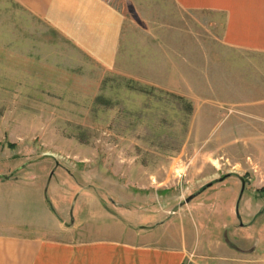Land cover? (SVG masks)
I'll list each match as a JSON object with an SVG mask.
<instances>
[{
    "label": "rangeland",
    "instance_id": "1",
    "mask_svg": "<svg viewBox=\"0 0 264 264\" xmlns=\"http://www.w3.org/2000/svg\"><path fill=\"white\" fill-rule=\"evenodd\" d=\"M109 2L125 17L111 70L0 0V177L16 176L0 180V196L19 181L43 187L60 216L46 220L48 236L72 243L90 226L139 231L161 218L158 233H175L171 208L214 183L193 204L231 202V232L184 213L197 247L236 233L264 249V54L226 47L219 14Z\"/></svg>",
    "mask_w": 264,
    "mask_h": 264
},
{
    "label": "crops",
    "instance_id": "2",
    "mask_svg": "<svg viewBox=\"0 0 264 264\" xmlns=\"http://www.w3.org/2000/svg\"><path fill=\"white\" fill-rule=\"evenodd\" d=\"M6 2L10 3L11 9L13 4L16 8L21 6L95 64L107 70L114 68L120 50L125 17L109 0ZM175 2L186 10L221 15L224 18L222 43L226 47L235 51L264 54V0ZM3 30L0 26V32ZM0 44L2 49L1 38ZM10 175L8 173L4 176ZM4 176L0 177V180L6 182H12L16 177L13 175L10 179H5ZM233 176L228 175L218 183L225 185L227 178ZM235 177L245 184L241 176ZM27 186L19 181L15 186L2 188L4 191L0 196V264H264V249L260 250L259 239L252 244L246 242V238H238L236 233L233 239L226 233L225 240L218 241L213 250L204 246L197 247L191 229L193 224L187 219L186 226L184 213L194 210L197 212L198 221L208 225L223 222V229L227 228L226 230L231 232L227 220L230 217V222L233 221L235 207L227 200L212 203L201 201L194 204L192 200L188 204H184V201L178 203L175 209L171 208V216H177L179 222L177 225V222L171 221L175 233H158L161 227L168 226L163 221L164 218L138 227L139 231L130 225L119 233H115L114 227L108 224L105 227L90 226L89 230L82 229V232L78 230L81 226L77 225L78 235L75 241L66 243L52 239L44 228L49 224L47 219H51L55 214L59 216L54 209L45 206L44 188L38 187V191ZM7 188L11 189L10 192H6ZM244 188L246 189V184ZM92 212L94 216L95 213ZM105 214L109 215L108 212H104ZM30 215L34 220L33 224L20 222L21 217L26 219ZM216 218L220 219L219 223H216ZM252 225L248 221L241 226L231 224L236 230L240 227L251 228ZM5 227L10 230L4 231Z\"/></svg>",
    "mask_w": 264,
    "mask_h": 264
},
{
    "label": "water",
    "instance_id": "3",
    "mask_svg": "<svg viewBox=\"0 0 264 264\" xmlns=\"http://www.w3.org/2000/svg\"><path fill=\"white\" fill-rule=\"evenodd\" d=\"M13 175H14V173L11 174L10 176H4V178H5V179H10ZM223 180H224V178L221 179V181H223ZM213 184H214V183H209V184L207 185V187L203 188L202 191L197 192V193H195V194L189 196V197L184 201V204H188V203H190V202H191L192 200H194L196 197H198L199 195H201L202 192H204V190H206L207 188L213 186ZM244 185H245V184H244Z\"/></svg>",
    "mask_w": 264,
    "mask_h": 264
},
{
    "label": "built area",
    "instance_id": "4",
    "mask_svg": "<svg viewBox=\"0 0 264 264\" xmlns=\"http://www.w3.org/2000/svg\"><path fill=\"white\" fill-rule=\"evenodd\" d=\"M253 171H254L255 173H257V170H256L255 168H253Z\"/></svg>",
    "mask_w": 264,
    "mask_h": 264
},
{
    "label": "flooded vegetation",
    "instance_id": "5",
    "mask_svg": "<svg viewBox=\"0 0 264 264\" xmlns=\"http://www.w3.org/2000/svg\"><path fill=\"white\" fill-rule=\"evenodd\" d=\"M245 181H246V180H245ZM245 181H244V182H245ZM245 184H246V183H245Z\"/></svg>",
    "mask_w": 264,
    "mask_h": 264
},
{
    "label": "trees",
    "instance_id": "6",
    "mask_svg": "<svg viewBox=\"0 0 264 264\" xmlns=\"http://www.w3.org/2000/svg\"><path fill=\"white\" fill-rule=\"evenodd\" d=\"M100 101H101V99H100Z\"/></svg>",
    "mask_w": 264,
    "mask_h": 264
}]
</instances>
